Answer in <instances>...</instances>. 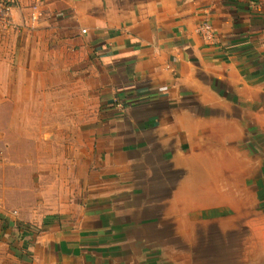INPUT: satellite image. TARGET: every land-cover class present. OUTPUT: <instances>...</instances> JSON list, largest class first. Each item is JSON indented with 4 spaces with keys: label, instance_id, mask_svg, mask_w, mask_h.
I'll return each instance as SVG.
<instances>
[{
    "label": "crops",
    "instance_id": "0c3cea01",
    "mask_svg": "<svg viewBox=\"0 0 264 264\" xmlns=\"http://www.w3.org/2000/svg\"><path fill=\"white\" fill-rule=\"evenodd\" d=\"M12 1L22 25L0 28V135L32 154L25 166L51 150L68 169L52 186L50 173L39 180L51 201L39 216L50 218L0 214V264H75L50 242L70 252L85 243L138 147L190 199L181 182L203 161L193 112L205 72L264 96V0H44L37 19L32 0ZM205 21L212 43L197 31Z\"/></svg>",
    "mask_w": 264,
    "mask_h": 264
},
{
    "label": "water",
    "instance_id": "95a60500",
    "mask_svg": "<svg viewBox=\"0 0 264 264\" xmlns=\"http://www.w3.org/2000/svg\"><path fill=\"white\" fill-rule=\"evenodd\" d=\"M203 86L193 114L202 153L226 164L229 216L198 217L180 200L178 180L138 147L85 243L70 252L50 242L68 263L264 264V96L231 74L205 72Z\"/></svg>",
    "mask_w": 264,
    "mask_h": 264
},
{
    "label": "rangeland",
    "instance_id": "374dc122",
    "mask_svg": "<svg viewBox=\"0 0 264 264\" xmlns=\"http://www.w3.org/2000/svg\"><path fill=\"white\" fill-rule=\"evenodd\" d=\"M16 136L24 141L26 139L25 135ZM44 137L46 142L51 141V136ZM6 142H9L8 138L3 134L0 135V214L13 213L22 220L35 219L51 206L50 200L40 198V178L50 173L52 178L48 184L52 186L53 181L60 180L64 170L68 168L53 166L51 150L44 152L45 161L35 166H25L23 159H29L32 154L18 149L11 150L6 147ZM19 145V142L13 144V146ZM202 159V162L192 160L196 171L195 173L191 171L192 181L181 182L182 187H188V196L191 199L185 198L182 202L201 218L228 217L229 212L232 211V203L220 185V174L226 164L214 160L205 150ZM56 169V172L52 171ZM66 181V179L62 180V187ZM255 185L258 186L259 182ZM220 191L226 196L225 199L221 198ZM39 218L45 220L50 216H39Z\"/></svg>",
    "mask_w": 264,
    "mask_h": 264
},
{
    "label": "built area",
    "instance_id": "2783aa9c",
    "mask_svg": "<svg viewBox=\"0 0 264 264\" xmlns=\"http://www.w3.org/2000/svg\"><path fill=\"white\" fill-rule=\"evenodd\" d=\"M44 0H32V13L31 18L37 19L38 9ZM16 4L10 0H0V28L8 30L22 25V20L13 15ZM82 31H85L84 29ZM204 42L212 43L215 40V31L212 24L208 21L201 23L197 27Z\"/></svg>",
    "mask_w": 264,
    "mask_h": 264
},
{
    "label": "bare ground",
    "instance_id": "6f19581e",
    "mask_svg": "<svg viewBox=\"0 0 264 264\" xmlns=\"http://www.w3.org/2000/svg\"><path fill=\"white\" fill-rule=\"evenodd\" d=\"M223 196L226 198V196L223 194Z\"/></svg>",
    "mask_w": 264,
    "mask_h": 264
}]
</instances>
